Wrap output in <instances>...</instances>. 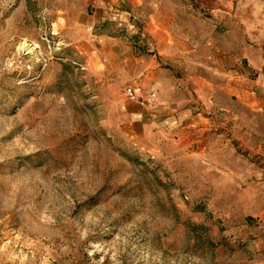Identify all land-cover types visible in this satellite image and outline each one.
<instances>
[{
	"label": "rangeland",
	"instance_id": "rangeland-1",
	"mask_svg": "<svg viewBox=\"0 0 264 264\" xmlns=\"http://www.w3.org/2000/svg\"><path fill=\"white\" fill-rule=\"evenodd\" d=\"M0 264H264V0H0Z\"/></svg>",
	"mask_w": 264,
	"mask_h": 264
},
{
	"label": "built area",
	"instance_id": "built-area-1",
	"mask_svg": "<svg viewBox=\"0 0 264 264\" xmlns=\"http://www.w3.org/2000/svg\"><path fill=\"white\" fill-rule=\"evenodd\" d=\"M124 95L129 101L140 102L146 105H152L156 101V94L153 90L140 86H126L124 88Z\"/></svg>",
	"mask_w": 264,
	"mask_h": 264
},
{
	"label": "crops",
	"instance_id": "crops-1",
	"mask_svg": "<svg viewBox=\"0 0 264 264\" xmlns=\"http://www.w3.org/2000/svg\"><path fill=\"white\" fill-rule=\"evenodd\" d=\"M123 25H124V24H123ZM212 66H213V65H212ZM213 67H214V66H213ZM159 73H161V71H159ZM155 75H158L157 72H155ZM163 83H164V81L159 80L157 84H158V85H159V84L162 85ZM130 107L132 108V106H130Z\"/></svg>",
	"mask_w": 264,
	"mask_h": 264
}]
</instances>
